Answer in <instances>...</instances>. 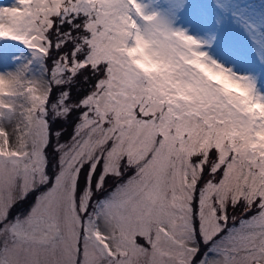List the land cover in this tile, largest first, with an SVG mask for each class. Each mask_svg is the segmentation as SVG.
I'll return each mask as SVG.
<instances>
[{
    "label": "snow or ice",
    "instance_id": "1",
    "mask_svg": "<svg viewBox=\"0 0 264 264\" xmlns=\"http://www.w3.org/2000/svg\"><path fill=\"white\" fill-rule=\"evenodd\" d=\"M0 264H264V0L0 2Z\"/></svg>",
    "mask_w": 264,
    "mask_h": 264
},
{
    "label": "rangeland",
    "instance_id": "2",
    "mask_svg": "<svg viewBox=\"0 0 264 264\" xmlns=\"http://www.w3.org/2000/svg\"><path fill=\"white\" fill-rule=\"evenodd\" d=\"M0 2H3V3H5V4H7V3L10 2V0H0ZM69 133H71V127H70V126L68 127V133L66 134L65 139L67 138V135H68ZM28 201H31V202H32L31 197L29 198ZM28 201H27V202H28ZM27 202H25V203H27ZM25 203L17 205V208L14 209V212H15V210H19V209H21V211H22V210L26 209V208L30 205V204H25ZM23 208H24V209H23ZM141 242H142V241H141Z\"/></svg>",
    "mask_w": 264,
    "mask_h": 264
},
{
    "label": "trees",
    "instance_id": "3",
    "mask_svg": "<svg viewBox=\"0 0 264 264\" xmlns=\"http://www.w3.org/2000/svg\"><path fill=\"white\" fill-rule=\"evenodd\" d=\"M66 134H67V133H66ZM65 137H66V135H65ZM25 204H31V201H28V202H27V203H25ZM27 208H28V207H27ZM27 208H26V209H24V208H23L24 210H22V211H21V209H19V210H15V211H21V212H24V211H26V210H27Z\"/></svg>",
    "mask_w": 264,
    "mask_h": 264
}]
</instances>
